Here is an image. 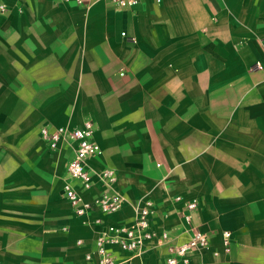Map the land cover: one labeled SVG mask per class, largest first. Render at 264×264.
Wrapping results in <instances>:
<instances>
[{
    "label": "crops",
    "instance_id": "obj_1",
    "mask_svg": "<svg viewBox=\"0 0 264 264\" xmlns=\"http://www.w3.org/2000/svg\"><path fill=\"white\" fill-rule=\"evenodd\" d=\"M0 4V264H97L98 229L131 224L143 196L172 243L186 238L174 230L184 202L197 200L192 222L209 248L189 264H264V0ZM85 120L101 148L89 166L112 168L126 199L108 215L92 209L101 225L64 196L71 147L40 135ZM104 188L93 178L82 193ZM111 250L166 264L163 243Z\"/></svg>",
    "mask_w": 264,
    "mask_h": 264
},
{
    "label": "built area",
    "instance_id": "obj_2",
    "mask_svg": "<svg viewBox=\"0 0 264 264\" xmlns=\"http://www.w3.org/2000/svg\"><path fill=\"white\" fill-rule=\"evenodd\" d=\"M77 5H83L93 0H73ZM119 8H133L139 0H108ZM5 6L0 4V11ZM93 124L91 120H85L79 127L67 126L40 128L42 140L51 150H58L62 144L71 147L72 156L66 166L67 177L63 182V193L75 214L82 217L86 225H101L99 217L89 218L93 208H97L102 214L108 215L119 210L126 201L125 196L115 190L117 175L110 167L100 170L92 169L88 164L89 157L99 154L101 148L93 140ZM93 178H97L105 187L97 196L86 199L82 191L89 190L93 185ZM77 185L79 187H77ZM79 188V189H78ZM181 196H175L174 200H180ZM197 208V200L191 199L184 202L180 212L181 224L175 231H180L186 238L180 243H172L171 231L158 229L152 226L151 214L153 202L141 197L133 206L134 218L131 224H106L97 231L94 239V247L97 264H129L130 258H117L111 247H117L122 252H132L139 255L147 242L155 241L166 245V264H189L193 252L208 249V235L193 225V214ZM230 231L222 232L223 251L230 250ZM81 244V240H77ZM214 255L218 252L214 251ZM85 257L89 259L90 253Z\"/></svg>",
    "mask_w": 264,
    "mask_h": 264
}]
</instances>
